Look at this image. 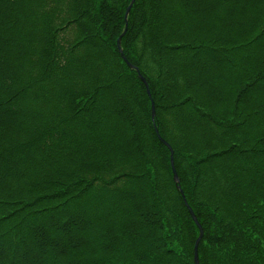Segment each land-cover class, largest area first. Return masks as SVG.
<instances>
[{"label": "trees", "instance_id": "16d2710c", "mask_svg": "<svg viewBox=\"0 0 264 264\" xmlns=\"http://www.w3.org/2000/svg\"><path fill=\"white\" fill-rule=\"evenodd\" d=\"M184 1L121 38L153 123L130 0H0V264H194L183 196L199 264H264V0Z\"/></svg>", "mask_w": 264, "mask_h": 264}, {"label": "water", "instance_id": "95a60500", "mask_svg": "<svg viewBox=\"0 0 264 264\" xmlns=\"http://www.w3.org/2000/svg\"><path fill=\"white\" fill-rule=\"evenodd\" d=\"M134 0H130V2L128 3L126 9H125V12H124V20H125V24H124V28H123V31L120 33V35L117 37V47L119 49V52L123 58V60L127 63V65L131 68V69H134L138 75V77L140 78V80L144 83L145 87H146V91L149 95V97L151 98V94H150V90H149V87H148V83L145 79V77L140 73L138 67L134 66L133 64H131L127 59L126 57L123 55V52H122V49H121V38L123 36V34L125 33L126 29H127V18H128V14H129V11L131 9V6L133 4ZM151 118H152V121L154 123V118H155V106H154V101L153 99L151 98ZM155 132L158 136V138L160 139V141L162 143H164L165 146H167L170 150V164H171V169H172V175H173V180L174 182L176 183L177 185V188L179 189V191L181 192L182 196H183V191L182 189L180 188V185H179V177L177 175V172H176V169H175V166H174V161H173V150H172V147L171 145L159 134L158 132V129L155 125ZM183 199H184V203L188 209V212L190 213L193 221L196 223L197 227H198V230H199V234L197 236V238L195 239V242H194V246H193V261H194V264H199V258H198V244H199V241L203 235V228L201 226V224L199 223V221L197 220L192 208L188 205L187 201L185 200V197L183 196Z\"/></svg>", "mask_w": 264, "mask_h": 264}, {"label": "rangeland", "instance_id": "374dc122", "mask_svg": "<svg viewBox=\"0 0 264 264\" xmlns=\"http://www.w3.org/2000/svg\"><path fill=\"white\" fill-rule=\"evenodd\" d=\"M251 1H253V0H245V1H242V0H240L239 1V3L238 4H240L241 6H244L245 5V8H249V9H253V3H250ZM184 3H185V1L184 0H177V5H178V9L181 7V6H183L184 5ZM190 5H191V7H192V3H189ZM237 4V5H238ZM248 4V5H247ZM256 8H257V10L260 8V7H262L261 5L259 6V8L257 7V6H255ZM245 17H247V16H245ZM148 125V118H144V121H141V127H142V129H143V127L144 126H147ZM148 126H150V123H149V125ZM210 133V132H209ZM215 133V132H214ZM216 134V133H215ZM217 135V134H216ZM208 137H210L209 135H208ZM212 152V151H211ZM225 155H227V154H225ZM185 160H184V156H183V162H184ZM213 159H212V161H210V163H213ZM209 163V164H210ZM211 166V165H210ZM190 167H191V165L188 163V162H186L184 165H183V169H187V170H189L190 169ZM207 167V166H206ZM205 167V168H206ZM212 167V166H211ZM203 171V170H202ZM204 173H206V171H204ZM193 175H195V172L192 174V175H190V176H188L187 175V178H186V180H188L189 182H190V186L192 185V183H193V185L195 186V187H197V188H195V192H197V194H198V196L201 194V191H203V192H207V193H209V194H215L216 193V190H217V187H215L214 186V182H211L210 183V180L209 181H207V178L205 177V175H204V178H202V181H200V183H195L196 182V180H195V177L193 176ZM180 180V179H179ZM186 180H185V182H184V184H183V186H184V190H185V192L187 191V182H186ZM193 181V182H192ZM180 182V181H179ZM192 182V183H191ZM183 191V190H182ZM169 193H170V190H168V187L166 188V186L164 187V195L165 194H168L169 195ZM173 197H176L177 198V196H176V194H174V192L171 190V193H170ZM196 199H199L200 200V198H196ZM222 201V200H221ZM220 201V202H221ZM172 209V208H171ZM172 210H174V209H172ZM171 210V211H172ZM176 210H180V206H179V204L177 205V209ZM172 221L170 220V222H169V224L171 223Z\"/></svg>", "mask_w": 264, "mask_h": 264}]
</instances>
